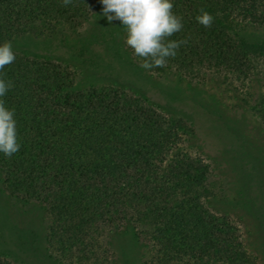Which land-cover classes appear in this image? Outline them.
<instances>
[{
    "label": "trees",
    "instance_id": "1",
    "mask_svg": "<svg viewBox=\"0 0 264 264\" xmlns=\"http://www.w3.org/2000/svg\"><path fill=\"white\" fill-rule=\"evenodd\" d=\"M172 3L183 28L169 39L188 42L150 70L196 81L211 75L243 82L256 74L254 56L264 44L243 38L237 26L264 25V0ZM91 5L0 0V44L10 41L16 55L0 72L13 84L2 99L15 110L21 145L11 158L0 153L3 190L45 209L46 258L56 252L72 263L111 264L103 235L129 226L145 247L141 264H248L236 223L205 204L208 164L176 147L180 118H167L146 95L122 86L136 83L129 77L136 68L121 50L113 63L107 56L95 62L114 81L108 85L90 78L74 86L70 66L53 58L50 33L89 20ZM201 8L214 18L209 28L196 20ZM3 208L0 228L11 231ZM0 264L23 263L10 251Z\"/></svg>",
    "mask_w": 264,
    "mask_h": 264
},
{
    "label": "rangeland",
    "instance_id": "2",
    "mask_svg": "<svg viewBox=\"0 0 264 264\" xmlns=\"http://www.w3.org/2000/svg\"><path fill=\"white\" fill-rule=\"evenodd\" d=\"M103 7L102 0H92L89 20L73 30L60 27L50 33L47 41L56 54L53 58L60 56L70 66L74 86L89 84L90 78L92 84L108 85L114 81L95 62L107 56L113 63L120 49L136 68L129 75L136 83L121 82L122 86L146 95L167 118H180L183 131L177 133L176 147L208 164L206 206L236 223L248 264H264V47L254 56L256 74L243 82L211 75L196 81L146 70L127 49L121 21L109 22ZM237 27L243 38L264 44V25L239 23ZM96 33L100 41L91 38ZM0 200L1 215L3 207H9L12 227L11 231L0 228L1 255L11 251L23 264H77L62 260L56 252L46 258L48 214L39 202L9 197L1 174ZM102 242L110 250L111 264L142 263L144 244L129 226L104 234Z\"/></svg>",
    "mask_w": 264,
    "mask_h": 264
},
{
    "label": "clouds",
    "instance_id": "3",
    "mask_svg": "<svg viewBox=\"0 0 264 264\" xmlns=\"http://www.w3.org/2000/svg\"><path fill=\"white\" fill-rule=\"evenodd\" d=\"M71 3L72 0H62V6ZM102 4L103 15L109 22L121 21L126 47L132 50L134 57L140 58V66L146 70L165 66L168 58H174L180 46L188 42L187 39H169L183 28L182 17L173 12L172 0H102ZM213 19L203 8L196 17L197 22L206 28L212 26ZM15 59L11 42L0 44V72ZM12 86L11 81L0 75V153L8 158L21 147L15 110L7 108L2 99Z\"/></svg>",
    "mask_w": 264,
    "mask_h": 264
}]
</instances>
